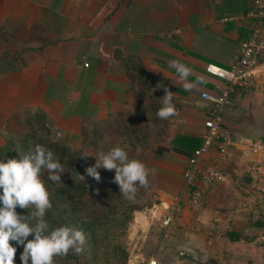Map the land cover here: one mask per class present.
I'll return each mask as SVG.
<instances>
[{
  "label": "crops",
  "instance_id": "crops-1",
  "mask_svg": "<svg viewBox=\"0 0 264 264\" xmlns=\"http://www.w3.org/2000/svg\"><path fill=\"white\" fill-rule=\"evenodd\" d=\"M248 10V0H0V33L7 35L0 42V145L24 134L38 112L54 125L141 119L142 106H162L165 93L156 85L166 86L178 114H146L166 124L164 143L146 164L158 190L151 215L162 227L154 256L161 264H264V236L247 204L264 180V88L257 80L239 87L224 112L232 155L212 158L225 179L202 207L182 203L173 222L162 224L187 155L202 143L208 106L201 91L224 83L205 67L232 65L252 26ZM173 60L193 70L191 91L169 67Z\"/></svg>",
  "mask_w": 264,
  "mask_h": 264
},
{
  "label": "rangeland",
  "instance_id": "rangeland-1",
  "mask_svg": "<svg viewBox=\"0 0 264 264\" xmlns=\"http://www.w3.org/2000/svg\"><path fill=\"white\" fill-rule=\"evenodd\" d=\"M6 38V33H0V42ZM35 117L29 130H35V136L27 138L28 146H34V142L44 146L48 141L54 142L53 152L59 160L71 155L70 158L76 162L81 159L84 161L78 171H73L67 165L68 162L60 161L65 168L61 175L62 184L52 183L47 186L49 192L55 191L51 198L53 207L46 213L50 226L55 228L65 224L72 225L82 229L87 237L83 255L70 253L66 258L57 257L56 264H129L151 256L162 234V227H159L161 225L151 217V210L158 203V190L153 177H150V188L140 189L135 202H129L121 197L118 185L112 182L114 170L98 169L101 180L97 182L87 175L85 168L95 164L97 152H107L115 146L124 148L131 159L149 163L152 152L159 144L164 143L162 137L166 133V124H151L143 120L145 124L138 123L134 130L135 128L122 123L109 126L98 122L54 125L46 114ZM21 135L8 139L13 142L10 143L9 150L21 149L15 143H20L23 137ZM138 148L140 151H137ZM85 151L93 156L87 159L80 157ZM68 171L73 172L71 178L79 183H66L70 179ZM74 172L83 175L85 180H81ZM250 190V201L247 204L251 206V225L253 228H261L264 236V180L256 183ZM17 212L21 215L28 214L27 210L19 208ZM139 212L148 216L150 222L147 227L137 223ZM96 216L97 220L94 219ZM261 242L264 243V238ZM22 251V246H17L15 264H21L19 257Z\"/></svg>",
  "mask_w": 264,
  "mask_h": 264
},
{
  "label": "clouds",
  "instance_id": "clouds-1",
  "mask_svg": "<svg viewBox=\"0 0 264 264\" xmlns=\"http://www.w3.org/2000/svg\"><path fill=\"white\" fill-rule=\"evenodd\" d=\"M169 67L175 68L180 80L185 81L182 85L185 90L194 88L192 82H187L191 68L177 60L171 61ZM198 79L203 82L202 78ZM156 88H162L165 93L156 116L161 120L176 116L175 93L160 84ZM19 155V159L0 160V264H15L17 246L23 248L19 257L21 264H56L57 257L66 258L70 253L83 255L87 237L82 229L67 224L52 228L46 219L53 205L44 173L47 181L61 183L63 164L53 151L39 143ZM79 156L87 159L93 155L85 151ZM95 161L85 168L87 175L100 182L98 169L114 170L112 182L118 185L121 197L129 202H135L140 189L150 188V177L155 174V169L141 160L131 159L120 146L97 152ZM75 175L85 180L83 175ZM17 208L27 210L28 214L21 215ZM30 236L33 238L29 239Z\"/></svg>",
  "mask_w": 264,
  "mask_h": 264
},
{
  "label": "built area",
  "instance_id": "built-area-1",
  "mask_svg": "<svg viewBox=\"0 0 264 264\" xmlns=\"http://www.w3.org/2000/svg\"><path fill=\"white\" fill-rule=\"evenodd\" d=\"M248 15L252 26L247 37L240 43L237 56L230 67L206 65V71L223 79L216 89L201 91V97L208 106L202 143L186 158L182 172L183 183L175 202L164 215L163 226L173 222L182 203L199 209L208 198L213 186L224 180L226 173L216 159L222 160L232 155L230 133L224 130V112L238 88L256 83L257 77L264 74V0H248ZM214 152L217 158H212ZM129 264H161L152 254Z\"/></svg>",
  "mask_w": 264,
  "mask_h": 264
},
{
  "label": "trees",
  "instance_id": "trees-1",
  "mask_svg": "<svg viewBox=\"0 0 264 264\" xmlns=\"http://www.w3.org/2000/svg\"><path fill=\"white\" fill-rule=\"evenodd\" d=\"M141 110H143L144 112V115L142 116V118L141 119H138V120H134V119H132V118H130V119H128V118H126L127 120H126V123H124V125H128L130 128H135L134 130H136L137 129V125H138V123H140V124H145V122H142L143 120H146V122H150V118H147V116H146V114H149L152 110L153 111H156V110H158V109H152L150 106H142V109ZM38 114H42V115H44V114H46V113H44V112H38V113H36V114H34V115H31L30 117H29V119H28V126H29V128H28V130L26 131V132H24V135H21V136H23L22 137V139L19 141L20 143H17V142H15L17 145H18V147L20 146L21 147V149L20 150H9V147H10V143L12 142H10V141H6L4 144H2V145H0V160H7L8 158H16V159H19L20 158V155L19 154H24V153H26L28 150H29V148H32V147H34L36 144H37V142L35 143L34 142V146L33 145H27V138H29V137H34L35 136V134H34V132H35V130H31V131H29L30 130V127H31V121H33V118L36 116V115H38ZM36 118V117H35ZM34 118V119H35ZM153 121V120H152ZM152 124V123H151ZM154 124H157V122H154ZM158 124H163V123H158ZM135 126V127H134ZM14 137V136H13ZM10 138L11 137H9L8 139L10 140ZM21 141H22V143H21ZM48 141V140H47ZM49 142V141H48ZM46 143V148L47 149H49V150H51V151H53V145H55V143L54 142H51V143H53V144H51V143ZM13 143V142H12ZM58 144L59 145H61L59 142H58ZM16 145V146H17ZM191 152H189L188 153V155L190 154ZM55 154V153H54ZM187 155V156H188ZM71 157V155H69L68 157H65V159H61L60 161H64L65 163L66 162H68L67 163V165H69V166H71V168L73 169V171H78V170H80L81 169V166H83V163H84V161L81 159L79 162H76L75 160H73V159H71L70 158ZM6 158V159H5ZM73 172L72 171H68L67 172V174L69 175V177H70V179H68V181L66 182V183H79V181H76V180H74L73 178H71L72 176H71V174H72ZM44 178L46 179L45 180V183H46V186H48L49 184L51 185L53 182H51V181H47V173L45 172L44 173ZM66 186H69V184H66ZM67 188H69V187H67ZM51 197L50 198H53V196L55 195V191L54 190H52L51 192ZM95 220H97L98 219V216H96L95 218H94ZM29 239H32L31 237H29Z\"/></svg>",
  "mask_w": 264,
  "mask_h": 264
},
{
  "label": "bare ground",
  "instance_id": "bare-ground-1",
  "mask_svg": "<svg viewBox=\"0 0 264 264\" xmlns=\"http://www.w3.org/2000/svg\"><path fill=\"white\" fill-rule=\"evenodd\" d=\"M156 208V207H155ZM150 210V209H149ZM158 212V211H157ZM137 213V212H136ZM152 213H155L154 211H152ZM154 215V214H153ZM159 215V214H158ZM152 217V216H151ZM136 219H137V223L138 224H141L143 227H147L148 226V224H149V219H148V216L146 215V213H144V212H139L138 213V215H137V217H136ZM137 224V225H138ZM136 230V229H135ZM134 230V231H135Z\"/></svg>",
  "mask_w": 264,
  "mask_h": 264
},
{
  "label": "water",
  "instance_id": "water-1",
  "mask_svg": "<svg viewBox=\"0 0 264 264\" xmlns=\"http://www.w3.org/2000/svg\"><path fill=\"white\" fill-rule=\"evenodd\" d=\"M257 84L260 86V88H264V74L257 77ZM256 145L257 147H261L263 144L262 142H259Z\"/></svg>",
  "mask_w": 264,
  "mask_h": 264
}]
</instances>
